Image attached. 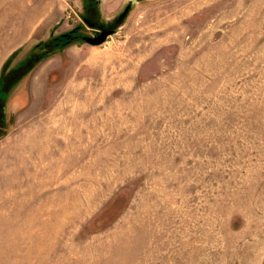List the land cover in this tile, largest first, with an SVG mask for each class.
<instances>
[{"label":"rangeland","instance_id":"374dc122","mask_svg":"<svg viewBox=\"0 0 264 264\" xmlns=\"http://www.w3.org/2000/svg\"><path fill=\"white\" fill-rule=\"evenodd\" d=\"M0 264H264V0H0Z\"/></svg>","mask_w":264,"mask_h":264},{"label":"flooded vegetation","instance_id":"af4514ba","mask_svg":"<svg viewBox=\"0 0 264 264\" xmlns=\"http://www.w3.org/2000/svg\"><path fill=\"white\" fill-rule=\"evenodd\" d=\"M128 7V6H127ZM130 11V10H129ZM121 17V16H120ZM119 17V21H123L124 18H120ZM86 23L90 26V28H92L93 30H95V34L94 35H89L91 37H98L100 36L104 30L106 31H113L115 33V29H113L112 26L110 25H99L96 21H94L93 19L89 20V19H85ZM118 21V22H119ZM80 30V27L75 28L72 32L70 33H66L63 35L62 39L64 44H69L73 41H76L77 39H79L80 37L78 36V32ZM85 36L82 37V39ZM65 40V41H64ZM84 40V39H83ZM85 41V40H84ZM86 42V41H85Z\"/></svg>","mask_w":264,"mask_h":264},{"label":"water","instance_id":"95a60500","mask_svg":"<svg viewBox=\"0 0 264 264\" xmlns=\"http://www.w3.org/2000/svg\"><path fill=\"white\" fill-rule=\"evenodd\" d=\"M133 6V3L131 5H129L128 7H126V9L124 10L123 14L121 15L120 18H125L127 13L129 12V10L131 9V7ZM114 32L113 31H106L104 30L103 33L98 36V37H91V36H85L83 39L93 45V46H100L103 43L106 42L107 38L110 37L111 35H113Z\"/></svg>","mask_w":264,"mask_h":264},{"label":"crops","instance_id":"0c3cea01","mask_svg":"<svg viewBox=\"0 0 264 264\" xmlns=\"http://www.w3.org/2000/svg\"><path fill=\"white\" fill-rule=\"evenodd\" d=\"M35 12H37V11H35Z\"/></svg>","mask_w":264,"mask_h":264}]
</instances>
